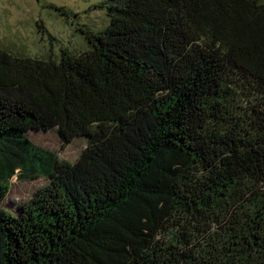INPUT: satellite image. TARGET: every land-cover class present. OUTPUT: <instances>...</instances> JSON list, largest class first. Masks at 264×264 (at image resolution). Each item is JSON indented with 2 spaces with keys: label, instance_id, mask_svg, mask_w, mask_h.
Segmentation results:
<instances>
[{
  "label": "trees",
  "instance_id": "1",
  "mask_svg": "<svg viewBox=\"0 0 264 264\" xmlns=\"http://www.w3.org/2000/svg\"><path fill=\"white\" fill-rule=\"evenodd\" d=\"M106 11L77 54L0 47V264H264V0ZM15 175L47 179L17 211Z\"/></svg>",
  "mask_w": 264,
  "mask_h": 264
},
{
  "label": "rangeland",
  "instance_id": "2",
  "mask_svg": "<svg viewBox=\"0 0 264 264\" xmlns=\"http://www.w3.org/2000/svg\"><path fill=\"white\" fill-rule=\"evenodd\" d=\"M109 0H0V47L17 56L59 59L66 49L77 54L88 49L80 29L101 31L109 24L106 6ZM27 136L38 146L51 150L59 159L73 163L86 146L84 137L66 143L57 128L29 130ZM47 183L34 179H10L3 205L12 210L28 201Z\"/></svg>",
  "mask_w": 264,
  "mask_h": 264
}]
</instances>
